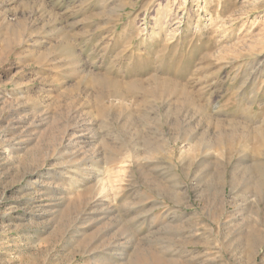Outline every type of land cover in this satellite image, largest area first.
<instances>
[{
  "label": "rangeland",
  "instance_id": "obj_1",
  "mask_svg": "<svg viewBox=\"0 0 264 264\" xmlns=\"http://www.w3.org/2000/svg\"><path fill=\"white\" fill-rule=\"evenodd\" d=\"M0 264H264V0H0Z\"/></svg>",
  "mask_w": 264,
  "mask_h": 264
},
{
  "label": "bare ground",
  "instance_id": "obj_2",
  "mask_svg": "<svg viewBox=\"0 0 264 264\" xmlns=\"http://www.w3.org/2000/svg\"><path fill=\"white\" fill-rule=\"evenodd\" d=\"M157 80V79H156ZM160 81V80H159ZM154 82V81H153ZM157 82V81H156ZM161 83V82H160Z\"/></svg>",
  "mask_w": 264,
  "mask_h": 264
}]
</instances>
